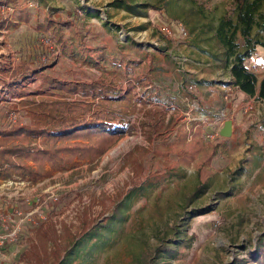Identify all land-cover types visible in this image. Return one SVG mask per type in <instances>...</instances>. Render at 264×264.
I'll return each mask as SVG.
<instances>
[{
	"label": "rangeland",
	"instance_id": "1",
	"mask_svg": "<svg viewBox=\"0 0 264 264\" xmlns=\"http://www.w3.org/2000/svg\"><path fill=\"white\" fill-rule=\"evenodd\" d=\"M45 1L94 11L95 19L79 24L81 40L90 34L114 59H57L59 31L18 25L20 12L29 16L41 0H0V128L31 125L36 103L92 101L73 91L92 82L122 89L104 99L130 128L94 163L78 162L38 184L0 180V220L15 232L0 245V264H264V52L257 48L249 61L258 79L254 97L229 88L228 71L209 53L217 52L210 26L236 18L233 0H135L149 5L145 17L115 8L117 0ZM238 43L243 51L240 34ZM131 60L142 66L125 71ZM19 68L30 74L15 81ZM63 80L73 83L53 84ZM212 92L222 97L215 112L206 99ZM196 123L205 124L202 135L194 136ZM185 138L200 143L189 164L181 160ZM205 176L208 187L196 194Z\"/></svg>",
	"mask_w": 264,
	"mask_h": 264
},
{
	"label": "trees",
	"instance_id": "2",
	"mask_svg": "<svg viewBox=\"0 0 264 264\" xmlns=\"http://www.w3.org/2000/svg\"><path fill=\"white\" fill-rule=\"evenodd\" d=\"M135 3V0H117L112 6L145 17L147 13L145 9L149 5ZM233 5L235 19L226 15L217 26H210L217 52L209 53L217 61L218 67L228 71L232 78L228 86L246 96L254 97L257 94L258 79L256 68L251 67L249 61L257 48L264 52V39L260 36L264 34V0H233ZM52 28L54 25L50 24L45 29ZM239 34L244 39L243 51H240L238 43ZM125 66L128 71L129 65L125 63ZM29 74L30 70L21 71L19 68L13 71L11 77L18 81L19 77L25 78ZM56 84L55 87L64 88L60 82ZM73 91L89 96L92 101L72 103L58 99L36 103L31 110L33 115L31 125L0 128L1 181L38 184L50 178L54 172L73 169L78 162L94 163L127 133L126 129L129 130L130 127L127 126L126 114L115 109L114 101L104 99L122 95L121 88L115 91L109 84L92 82L76 83ZM127 95L124 94L120 99ZM259 97L264 99V80L261 83ZM99 98H103L102 103H97ZM204 126L205 124L196 123L194 136L202 135ZM194 142L190 145L186 144V138L183 140L184 147L189 149L181 156L183 162L189 164L197 159V147L200 143ZM209 182L210 177L205 176L197 187L196 194L203 193ZM43 222L42 220L41 223ZM184 244L186 243H182V246ZM191 245L192 240L185 247ZM170 253L177 254L173 249Z\"/></svg>",
	"mask_w": 264,
	"mask_h": 264
},
{
	"label": "crops",
	"instance_id": "3",
	"mask_svg": "<svg viewBox=\"0 0 264 264\" xmlns=\"http://www.w3.org/2000/svg\"><path fill=\"white\" fill-rule=\"evenodd\" d=\"M46 3L47 1L45 0H41V2L36 3L35 7L30 12H28L29 16L24 15V12H20V15L18 18V23H19L18 25L28 26L26 28H30V27L34 29L36 28L37 30H41V29L43 30V28L45 30V28L48 25L50 24L54 25L55 27L53 28V30H55L56 32L59 31L63 36V38L59 40L60 41L59 42L60 51H59V55L57 59H60V60L75 59L77 61L89 59V60H94L95 63H100V62H105L101 60H110L113 58V56L110 54L111 50H109V48H107L106 46L100 44L99 43L100 40H95V38L93 40L90 34L86 36V40H83V39L81 40L82 34L78 29L79 24L84 19L85 20L95 19L96 14H94V11H89L86 8H84L83 5L78 6V4H76L77 9L75 11H72V12L68 10L64 11V10H60V9H57L51 6V4L47 5ZM85 11L86 13L84 14L83 12ZM77 13L80 14L79 17ZM21 18H25V19L21 20ZM39 33H43V31H39ZM73 33L75 34L76 37L68 39V35L70 34L72 35ZM85 43H88V45ZM91 43L93 44L89 45ZM138 47L139 45H136L135 48L137 49ZM121 49L127 50L128 46L126 45ZM131 62L132 63L130 64L126 63L127 65H129V68H131L130 71H133L134 67L140 68V66H142V64L140 65L138 61L134 63V61L131 60ZM76 65L81 66L82 64L76 63ZM46 71L47 70H45L44 72H41L40 75H44ZM125 71H127V69ZM124 73H125V76L137 78L136 74L128 75L127 72H124ZM230 78L231 77L229 76V79ZM59 82L65 89L70 87L71 84L73 83L71 81L68 82L67 80H63ZM53 84L57 86L55 82H53ZM206 86L210 88V91H214L215 89L214 87H218L217 85H213V84H207ZM229 88H232V87L230 86ZM207 95L208 94H206L205 96ZM219 97L217 96V93L212 92L210 96H207L206 98L211 103H214L213 105L215 106L212 108L214 112L216 111V109L219 108L216 106V103H215V101H217ZM211 103H209L208 105L209 108L212 107ZM205 111L207 113H212L211 109L205 110ZM223 111H227V109L223 108L221 112ZM3 182H6V181H3Z\"/></svg>",
	"mask_w": 264,
	"mask_h": 264
},
{
	"label": "built area",
	"instance_id": "4",
	"mask_svg": "<svg viewBox=\"0 0 264 264\" xmlns=\"http://www.w3.org/2000/svg\"><path fill=\"white\" fill-rule=\"evenodd\" d=\"M166 32L169 33V34L171 33V31L169 30V28H166ZM6 93H8V90L5 91V94ZM18 115L19 114H17V113H12L10 115V117H9V119L15 125H17L16 123H17L18 118H19ZM38 219L40 221L42 220L41 218H39V216H38ZM12 227H13V224H11L8 220H5V219H1L0 220V245H6V244H8L12 240V239L11 240L9 239V238H12L15 235V232H12ZM1 233H3V235ZM19 234H20V232H18V235Z\"/></svg>",
	"mask_w": 264,
	"mask_h": 264
},
{
	"label": "water",
	"instance_id": "5",
	"mask_svg": "<svg viewBox=\"0 0 264 264\" xmlns=\"http://www.w3.org/2000/svg\"><path fill=\"white\" fill-rule=\"evenodd\" d=\"M232 122H225L224 127L220 131V135L225 138H229L232 135Z\"/></svg>",
	"mask_w": 264,
	"mask_h": 264
}]
</instances>
